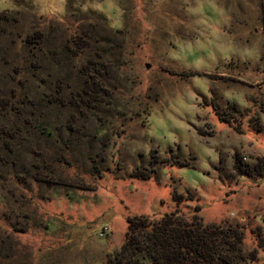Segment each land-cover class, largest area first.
<instances>
[{
    "label": "rangeland",
    "instance_id": "1",
    "mask_svg": "<svg viewBox=\"0 0 264 264\" xmlns=\"http://www.w3.org/2000/svg\"><path fill=\"white\" fill-rule=\"evenodd\" d=\"M0 98L49 123L0 142V264H110L168 214L264 264V0H0Z\"/></svg>",
    "mask_w": 264,
    "mask_h": 264
},
{
    "label": "trees",
    "instance_id": "2",
    "mask_svg": "<svg viewBox=\"0 0 264 264\" xmlns=\"http://www.w3.org/2000/svg\"><path fill=\"white\" fill-rule=\"evenodd\" d=\"M35 35L41 37L38 33ZM28 59L26 61L34 70L41 69L43 72L46 69L42 55L29 50ZM34 59L35 62H32ZM92 91L98 92L94 87L88 92ZM82 92L87 94L85 86ZM9 101L4 102L0 98V142L7 154H13L16 144H19L17 140L23 137L22 132L29 133L32 129L45 133L49 123L40 106L33 104L37 109L26 114L25 102L20 101L24 106L18 107ZM80 101L83 102V99ZM126 221L124 244L110 264H235L236 257L229 256V251L238 252L234 242L222 232L202 225L196 218L182 222L176 214H168L151 221L148 216L140 215L128 217Z\"/></svg>",
    "mask_w": 264,
    "mask_h": 264
},
{
    "label": "water",
    "instance_id": "3",
    "mask_svg": "<svg viewBox=\"0 0 264 264\" xmlns=\"http://www.w3.org/2000/svg\"><path fill=\"white\" fill-rule=\"evenodd\" d=\"M146 67H148V65Z\"/></svg>",
    "mask_w": 264,
    "mask_h": 264
}]
</instances>
